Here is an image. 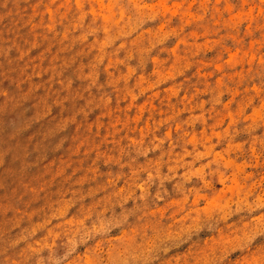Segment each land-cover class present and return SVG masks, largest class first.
Returning a JSON list of instances; mask_svg holds the SVG:
<instances>
[{
  "label": "rangeland",
  "instance_id": "obj_1",
  "mask_svg": "<svg viewBox=\"0 0 264 264\" xmlns=\"http://www.w3.org/2000/svg\"><path fill=\"white\" fill-rule=\"evenodd\" d=\"M0 264H264V0H0Z\"/></svg>",
  "mask_w": 264,
  "mask_h": 264
}]
</instances>
